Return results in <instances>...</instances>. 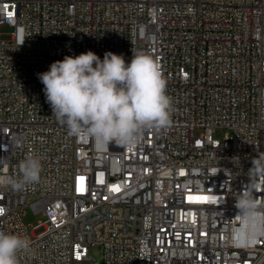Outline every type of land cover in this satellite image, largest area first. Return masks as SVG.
<instances>
[{
	"label": "built area",
	"instance_id": "2783aa9c",
	"mask_svg": "<svg viewBox=\"0 0 264 264\" xmlns=\"http://www.w3.org/2000/svg\"><path fill=\"white\" fill-rule=\"evenodd\" d=\"M89 50L153 56L170 125L134 149L69 135L37 74ZM260 153L264 0H0V175L42 165L39 183L0 186V230L31 244L18 264H264L235 207ZM26 209L44 216L33 230Z\"/></svg>",
	"mask_w": 264,
	"mask_h": 264
},
{
	"label": "clouds",
	"instance_id": "9594fccd",
	"mask_svg": "<svg viewBox=\"0 0 264 264\" xmlns=\"http://www.w3.org/2000/svg\"><path fill=\"white\" fill-rule=\"evenodd\" d=\"M37 75L52 116L79 140L134 149L146 130L171 123L173 104L167 95V80L160 63L143 51L133 52L129 63L111 51L102 60L91 50L66 55ZM41 171L39 158L28 156L19 163L18 175H0V186L22 191L39 183ZM248 177L235 207L249 242L255 243L264 237V205L255 196L256 180L264 177V153L253 158ZM30 248L27 237L0 230V264H18V255Z\"/></svg>",
	"mask_w": 264,
	"mask_h": 264
},
{
	"label": "rangeland",
	"instance_id": "374dc122",
	"mask_svg": "<svg viewBox=\"0 0 264 264\" xmlns=\"http://www.w3.org/2000/svg\"><path fill=\"white\" fill-rule=\"evenodd\" d=\"M218 138L222 136V133L219 132L216 134ZM44 216L41 213H34L31 209H26V213L24 215V221L29 226L30 230H33L34 226H36L39 221L43 220ZM89 255L91 256V261H99L102 258V250L98 246L91 247L89 249Z\"/></svg>",
	"mask_w": 264,
	"mask_h": 264
},
{
	"label": "snow or ice",
	"instance_id": "6c2138e0",
	"mask_svg": "<svg viewBox=\"0 0 264 264\" xmlns=\"http://www.w3.org/2000/svg\"><path fill=\"white\" fill-rule=\"evenodd\" d=\"M82 179V178H81ZM191 199V198H190ZM196 199H201V198H199V197H197ZM204 199H206V198H204Z\"/></svg>",
	"mask_w": 264,
	"mask_h": 264
}]
</instances>
